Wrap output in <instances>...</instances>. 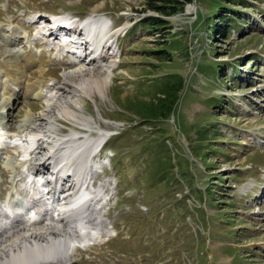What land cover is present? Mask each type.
Wrapping results in <instances>:
<instances>
[{
  "label": "rangeland",
  "instance_id": "obj_1",
  "mask_svg": "<svg viewBox=\"0 0 264 264\" xmlns=\"http://www.w3.org/2000/svg\"><path fill=\"white\" fill-rule=\"evenodd\" d=\"M147 1L0 0V71L23 62L7 53L13 44L29 61L13 74L25 87L18 104L6 105L1 87L0 125L12 135L42 115L44 102L29 98L27 83H62L78 68L67 55L40 70L33 53L48 44L31 43L42 32L31 17L110 21L120 37L107 96L74 102L94 131L56 117L61 136L78 130L96 139L99 127L111 135L107 159H92L94 170L110 164L94 179L110 198L106 232L70 264H264V0H225L239 20L218 22L227 28L218 34V0H193L172 17L148 11ZM152 17L166 23L155 29ZM162 106L171 109L162 114ZM2 153L0 204L11 194L21 202L31 196L21 187V158L8 162Z\"/></svg>",
  "mask_w": 264,
  "mask_h": 264
},
{
  "label": "bare ground",
  "instance_id": "obj_2",
  "mask_svg": "<svg viewBox=\"0 0 264 264\" xmlns=\"http://www.w3.org/2000/svg\"><path fill=\"white\" fill-rule=\"evenodd\" d=\"M31 19L33 26L42 30L31 43L49 44L46 49L33 53L32 59L37 60L40 70L43 63L61 61L67 55L78 68L65 73L62 83L46 84L44 80L34 85L27 83L29 98L44 102L42 115L27 120L12 135L0 125L3 159L12 162L17 156L21 158L18 166L31 179L29 188L37 203L29 209L27 206L31 203L24 200L20 205L13 206L7 201L4 207L0 206V264H70L73 255L97 246L106 232L103 201L107 199L102 188L95 189L92 159L111 135L99 127L96 139L78 130L61 136L56 117L76 123L80 130L94 131L81 116V107H76L74 102L84 98L95 100V94L107 96L117 56L113 43L116 38L119 54L120 35L119 31H112L110 22L95 15L86 20L56 15ZM58 34L63 36L62 42ZM28 37L27 32L24 39ZM60 45H65L63 53H48L52 47L60 50ZM7 53L24 56L23 62H5L0 71L4 103L14 106L25 87L13 74L21 72L29 61L27 52L17 44L9 46ZM41 184L43 191L39 192L36 187ZM44 208L46 216L38 222ZM6 212L16 218L10 219Z\"/></svg>",
  "mask_w": 264,
  "mask_h": 264
},
{
  "label": "trees",
  "instance_id": "obj_3",
  "mask_svg": "<svg viewBox=\"0 0 264 264\" xmlns=\"http://www.w3.org/2000/svg\"><path fill=\"white\" fill-rule=\"evenodd\" d=\"M191 3H193V0H149L147 1V5H148L147 8H148V11H153L161 16L172 17V16L179 14L188 4H191ZM219 3H221L219 10L217 11V13L214 15V18L212 19V20L218 19V21L216 22L214 21L215 25L211 26L212 30L216 34H218V32L220 31H222L223 33H226L227 31L226 26L218 29V26L216 25L218 22H221V23L223 22L227 24L229 23V21L225 22L226 18L232 16V18L237 19L239 18V15H240L238 11H233V10L223 7V5L225 4V0H218V4ZM230 4L243 7L244 5H247L248 3H247V0H234L232 2L230 1ZM238 20L239 19H237V21ZM148 23H150L155 29H158L159 27H162L163 24H165L166 22H164L161 18L152 17L148 19ZM176 91H179V88H176ZM164 99L166 100L167 98L165 97ZM161 109H163L162 114H164L165 112L168 113L171 108L162 106Z\"/></svg>",
  "mask_w": 264,
  "mask_h": 264
}]
</instances>
